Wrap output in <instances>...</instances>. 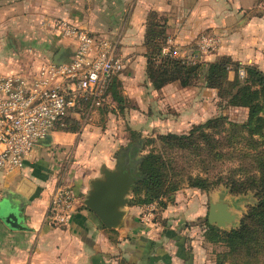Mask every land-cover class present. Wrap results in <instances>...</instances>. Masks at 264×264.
<instances>
[{
    "label": "crops",
    "instance_id": "obj_1",
    "mask_svg": "<svg viewBox=\"0 0 264 264\" xmlns=\"http://www.w3.org/2000/svg\"><path fill=\"white\" fill-rule=\"evenodd\" d=\"M60 21L115 43L126 67L114 78L105 106L97 108L110 110L106 123L93 122L78 132L57 130L36 147L33 160L23 169L0 172L4 190L0 264H200L193 228V233L183 229L184 240L165 237L156 216L153 225L143 224L140 212L145 205L130 199L123 208L124 225L109 229L85 199L92 180L102 178L104 168L117 167L118 158L127 152L131 131L143 136L184 134L214 116L210 109L216 89L206 85L204 74L188 87L178 82L154 86L147 57L152 26L165 29L166 46L181 58L201 53L204 38H216V48L201 53L203 73L208 62L223 57L264 72V0H0L1 72L31 78L58 54L65 60L73 55L77 42L60 35ZM163 110L175 116L159 118ZM159 119L170 123H157ZM124 122L128 136L121 128ZM149 126L152 129L147 130ZM61 184L72 185L80 203L69 225L53 227L48 208ZM183 197L178 193L176 202L182 203ZM4 201L17 213V226L2 218ZM203 203L198 200L194 206L181 204L175 209L169 204L157 214L174 227L180 219L197 224L204 215ZM149 206L155 212L156 204Z\"/></svg>",
    "mask_w": 264,
    "mask_h": 264
},
{
    "label": "trees",
    "instance_id": "obj_2",
    "mask_svg": "<svg viewBox=\"0 0 264 264\" xmlns=\"http://www.w3.org/2000/svg\"><path fill=\"white\" fill-rule=\"evenodd\" d=\"M152 28L147 57L148 74L154 86L159 89L171 82H178L183 87L197 84L202 75L203 63L192 64L186 58L164 55L163 48L168 43L165 29L158 28L157 25ZM231 68L235 71L233 80L229 77ZM241 68L245 70L244 76H240ZM204 75L208 87L218 89L220 96L228 93L231 98L229 103L249 110L247 120L235 123L221 115L193 125L192 129L184 134L143 136L135 130L131 131L126 156L127 160L136 159L140 173L136 181L138 187L133 192V204H153L163 196L178 191L182 185V181H175L170 177V173L177 170L174 161L157 152L159 148H155L153 143L160 141L162 152L191 151L196 157H200L199 162L204 164L207 160L201 159L203 146L209 148L212 160H218V154L222 153L219 148L220 141L211 131L218 135L224 134L225 145L228 144L229 150L238 153V166L229 175L220 171L215 181L208 175H190L188 184L201 190L224 184L231 192L255 191L259 198L258 204L250 209L239 228L223 232L220 240L230 247L232 255L235 256L231 259V264H262L259 256L264 253V72L253 65H240L229 57H223L208 62ZM226 84L232 85L235 93L227 91ZM75 112L79 113V116H69L63 130L78 132L81 129V118L87 117L86 113L90 111L86 107ZM239 135L241 139L236 140ZM242 139L244 141L240 142ZM144 151L147 153L142 155ZM141 195L144 196L143 199ZM163 205V208L167 206L166 203ZM228 254L220 257L221 260L219 259L217 264H225L226 260H229ZM246 256L250 262L245 260Z\"/></svg>",
    "mask_w": 264,
    "mask_h": 264
},
{
    "label": "built area",
    "instance_id": "obj_3",
    "mask_svg": "<svg viewBox=\"0 0 264 264\" xmlns=\"http://www.w3.org/2000/svg\"><path fill=\"white\" fill-rule=\"evenodd\" d=\"M57 29L61 36L77 42L68 59L41 65L31 78L0 70V172L23 169L33 160L40 143L54 131L63 130L69 116H79L75 111L104 107L114 78L126 67L125 58L117 54L115 43L109 39L99 38L70 21H60ZM216 45V38H204L200 52L215 49ZM201 53L184 58L195 64L200 62ZM163 54L178 57L169 46L163 48ZM239 73L244 76L245 70ZM3 195L0 186V200ZM79 203L72 185H59L48 208L49 224L69 225ZM154 219V207L149 206L142 222L150 224Z\"/></svg>",
    "mask_w": 264,
    "mask_h": 264
},
{
    "label": "rangeland",
    "instance_id": "obj_4",
    "mask_svg": "<svg viewBox=\"0 0 264 264\" xmlns=\"http://www.w3.org/2000/svg\"><path fill=\"white\" fill-rule=\"evenodd\" d=\"M234 72V71H233ZM202 74H204L202 72ZM233 76L230 77L231 80L234 79L235 77V72L232 74ZM203 79V75H201V78ZM227 91H232V93H235V89L232 88V85L226 84L225 86ZM203 89H201L202 91ZM231 93V96H232ZM200 98L203 100H206V96L202 97L200 94ZM211 98V97H209ZM230 95L223 94L220 96L218 89L215 90V96H214V104L213 108L210 109V112L214 114L213 117L225 115L229 121L235 122V123H243L247 120L248 117V109L243 108V107H236L229 103L230 101ZM169 106V111L171 110ZM110 109V108H109ZM166 110V109H165ZM163 110V111H165ZM101 111L99 109H93L90 112L86 113L87 117L81 118V129H83L85 126L88 124H92L93 122L99 123V125L104 124L107 122L105 119L106 114L108 113ZM175 112L173 113H168V112H163V115H157L159 118H163L161 116H175ZM211 115V113H210ZM153 116V115H151ZM204 116V115H203ZM167 118V117H166ZM212 118V117H211ZM163 122L170 123L169 119L164 121L165 119H161ZM160 119L158 120L157 123H162ZM173 120V119H172ZM207 119L204 121L206 122ZM203 123V122H202ZM125 122L122 125V129H124V135L128 136L129 133L125 130ZM229 125H226L228 127ZM152 129V126H149L147 130ZM213 130V129H210ZM126 131V132H125ZM156 131V130H154ZM56 132V131H54ZM216 137H218L220 141V146L219 148L221 149L222 153L218 154L220 157H218V160H212L213 156H210V151L209 148L206 146L204 147L203 151V156L201 159H206L207 161L204 164H201L199 162L200 157H196L195 154L191 151H160V141H157L156 143H153L155 148H159L157 152H160L165 158L167 159H172L174 161V166L177 168L175 172L170 173V177L175 180L179 181L182 183L181 188L178 189V191L174 193H169L165 196L162 197L161 200L153 203L156 204V210H155V216L157 218V222L161 225H163L162 233L164 234L165 237L168 236H177L180 237V239L184 240L187 238L185 235L182 234V231L188 227L190 231L195 230L196 239H197V244H198V251H199V262L200 264H217L220 257H223L224 254L229 253L228 257L229 260L227 259L225 264H231V259L235 256L232 255L230 251V247L227 246L222 240H220V236L222 235L223 232H230L232 229L239 228L241 226V223L243 219L246 217L250 209L258 204L259 198L257 197L255 191H247L244 193H237V192H231L230 188L226 187L224 184H219L214 187H211L209 190H201L198 188H193L189 186V177L190 175H203L205 176H211L210 179L212 181L217 180L218 178V173L220 171H223L224 173L227 172L229 173L232 170H235V167L238 166V160H237V155L238 153L229 150L228 144L225 145V141L223 139L224 134L218 135L217 133L211 131ZM152 134V133H151ZM147 135L150 136L148 133ZM146 135V136H147ZM124 136V137H125ZM241 139L240 135L236 140ZM244 140L242 139L240 142H243ZM246 142V141H245ZM127 140L124 141V144L126 145ZM123 144L122 147L125 145ZM237 146L239 145L236 144ZM245 150L246 146L244 145ZM223 149H226L224 151ZM263 149V148H262ZM121 150H118L115 152L114 157L117 158ZM147 153V151H144L142 155ZM141 155V156H142ZM178 173V175L175 176V174ZM182 193L184 196L181 198L180 202L178 203L177 201V195L178 193ZM209 195V196H208ZM135 195L133 192L129 194V198L133 199ZM142 199L144 198L143 195L140 196ZM209 197V198H208ZM198 200L203 201V208H204V215L203 218L201 219L200 222L192 223L191 225L187 224L185 220L178 221V226H173L168 223V221H162L161 217H159V209H163V203H166L167 206L169 204H172V208L175 209V206L178 207L179 205H185L187 207L189 206H194L195 203L198 202ZM188 201H191V203L187 204ZM161 202H163L161 204ZM216 202H227L229 205V210L235 215V220L232 223H228L224 227H220L217 224H211L208 221V213L210 209L211 203H216ZM177 203V204H176ZM150 205V204H149ZM149 205H146L141 209L140 215L144 213ZM8 207L9 203L7 201H4L1 204V213L3 215L7 216L8 213ZM185 208V206L183 207ZM198 208V207H197ZM196 209V208H195ZM189 213V212H188ZM194 212L190 215H193ZM141 217V216H140ZM156 223L155 220L152 223V225ZM193 228V230H192ZM184 229V230H183ZM182 235V236H181ZM244 256V255H243ZM227 258V255H226ZM260 262L264 264V253L259 256ZM221 260V259H220ZM245 260L250 262L251 260L248 259V257H245Z\"/></svg>",
    "mask_w": 264,
    "mask_h": 264
},
{
    "label": "water",
    "instance_id": "obj_5",
    "mask_svg": "<svg viewBox=\"0 0 264 264\" xmlns=\"http://www.w3.org/2000/svg\"><path fill=\"white\" fill-rule=\"evenodd\" d=\"M64 60L58 54L54 62L60 64ZM139 175L138 165L134 162L128 164L124 153L118 158L115 169L104 168L103 177L92 180L85 205L96 213L109 229L122 227L126 217L123 208L131 203L129 194L137 189L136 181ZM8 209L7 216L1 213L2 218L10 226H17L19 222L17 213L10 206ZM234 220L235 215L229 210L227 202L211 203L208 213L209 223L224 227Z\"/></svg>",
    "mask_w": 264,
    "mask_h": 264
},
{
    "label": "flooded vegetation",
    "instance_id": "obj_6",
    "mask_svg": "<svg viewBox=\"0 0 264 264\" xmlns=\"http://www.w3.org/2000/svg\"><path fill=\"white\" fill-rule=\"evenodd\" d=\"M127 162H128V164H130L131 162L136 163V159L135 158H131V159L127 160Z\"/></svg>",
    "mask_w": 264,
    "mask_h": 264
}]
</instances>
